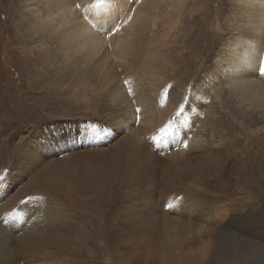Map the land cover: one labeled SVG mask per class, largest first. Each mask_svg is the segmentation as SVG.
Here are the masks:
<instances>
[{"label":"bare ground","instance_id":"1","mask_svg":"<svg viewBox=\"0 0 264 264\" xmlns=\"http://www.w3.org/2000/svg\"><path fill=\"white\" fill-rule=\"evenodd\" d=\"M22 1L23 23L37 39L47 38L54 45L47 52L39 84L52 80L69 97L67 104L74 106L67 114L83 116L44 126L51 119L28 118L23 108H13L14 116L23 123H39L36 133L25 135L18 147L23 151L22 159L30 156L27 188L12 197L17 185L8 186L14 178L0 177V193L5 192L0 196V235L9 237L10 227L23 232L21 239L28 250H36L31 244L42 239L46 251L49 246L57 247L55 256L49 252L54 260L87 264L90 259L68 247L69 235L56 229L61 221L52 217L60 209L68 211L76 206L86 194L96 193L98 200H104L124 185L131 193L126 214L138 222L131 231L146 234L153 243L156 228L160 239L172 249L161 264H201L207 258L206 250L191 249L186 238L204 229H222L223 220L228 218L215 205L203 204V195L208 189L224 190L230 183H238L229 177L249 163L241 151L243 143L249 149L264 150V76L249 74L258 59L264 61V0H231L228 4L217 0L221 15H227L225 19L220 15L211 35L205 31L211 16L209 3L199 9L200 0H138L134 5L132 0H123L117 9L121 17L117 24L131 14L130 5L135 12L111 38L99 36L88 19L72 8L73 3L89 0H63L67 9L45 8L46 0ZM216 36L219 39L215 40ZM0 45L7 44L2 40ZM212 45L218 50L205 56ZM173 55L176 65L168 61ZM200 62H211V66L208 69L205 65L200 73L195 66ZM4 70L0 68V74ZM193 76L204 78L188 84ZM125 79L131 82L132 96ZM173 82L164 99L165 86ZM189 85L200 99L190 97L183 114L186 123L176 124L162 136L158 129L175 118ZM137 107L142 110V119L134 123ZM121 125L124 131L116 135L113 129ZM100 130L102 135L97 134ZM153 136L157 138L153 140ZM181 139L188 148L178 143ZM161 167L165 168L162 172ZM30 188L40 194L20 204L29 197ZM37 197H46L47 202L38 204ZM168 204L173 205L174 213L165 229L162 222ZM252 207L241 206L240 215L250 213ZM27 225L37 231H27ZM213 236L215 239L216 234ZM14 242L13 238L0 241V263L10 264L7 259L12 251L3 244ZM64 248L72 251V260L62 257Z\"/></svg>","mask_w":264,"mask_h":264},{"label":"rangeland","instance_id":"2","mask_svg":"<svg viewBox=\"0 0 264 264\" xmlns=\"http://www.w3.org/2000/svg\"><path fill=\"white\" fill-rule=\"evenodd\" d=\"M186 1L196 2L197 0ZM200 1L201 3L197 5L199 9L204 8L206 3L212 6L211 16L205 22V31L212 34L216 31L214 26L223 12H219L217 0ZM225 1L227 4L231 2V0ZM22 5V0H0V43L5 40L7 44L3 47L0 45V68L5 69L4 73L0 74V177L14 178L10 180L12 184L8 186L12 188L17 185L10 194L12 197L19 195L20 192L23 193L27 188L30 161L22 159L23 151L18 150L25 135L37 131L41 117L46 121L51 119L43 124L47 126L55 122H70V120L73 121L83 116L67 114L74 106L67 104L70 103L69 97L62 94L52 80L45 79L44 86L39 84V76L43 75L47 66V52L51 51L54 45L47 38L37 39L29 31V25L23 23L25 14ZM216 12L219 16L215 14ZM226 15H221V17L224 18ZM219 23L223 25V19ZM216 35L220 36L221 33L218 32ZM218 36L215 40L219 39ZM213 45L211 50L206 51L205 56H211L213 50H218V46L213 47ZM176 59L177 57L173 55L168 58V61L176 65ZM205 65L206 63L202 62L195 63L200 73L203 72ZM210 66L211 62H208L205 67L209 69ZM207 74L208 72L203 75ZM194 77L189 80L188 84L191 82L194 84L195 80L202 78ZM200 82L203 81H199L198 84ZM171 85L174 86V82ZM53 91L58 92L55 93L56 96L52 94ZM6 94L11 95V98H8ZM57 99L61 102L57 103ZM17 105L25 110L28 118L37 115L38 123L29 121L23 123L22 118L15 117L12 110ZM94 116L89 115V117ZM241 151L247 156L249 163L241 166L236 175L229 177V181L238 179L239 181L236 180L238 183H230L229 188L224 190L217 188L212 192V189H208L201 200L203 204L215 205L220 208L221 215L228 216L226 221L222 222L224 227L219 230L204 229L200 234L193 233L186 238V243L191 249L206 250L207 258L201 264H264V150L249 149L243 143ZM171 169L174 172L177 171L176 166ZM164 170V167L160 168V172ZM18 174L20 177H16ZM129 190V187L121 185L117 191L104 200H98L96 193L86 194L76 206L70 207L68 211L60 209L59 213L52 217L54 220L60 219L61 221L56 229L69 235L68 247L82 252L86 260L90 259L87 264H144L145 262L161 264L164 255L172 250L165 240L160 239L156 228L154 233L157 240L153 243L149 242V236L146 234L131 231L132 228L138 226V222L125 211L131 195ZM38 194L40 193H34L33 188H30L26 196ZM4 195L5 192L0 193L1 197ZM241 206L253 207L250 213L240 215L242 214ZM173 213V207L165 209L162 222L165 229L173 220ZM233 214H235L234 217H232ZM26 227L27 231H37L33 225ZM7 232H9V238L15 239L13 244H3L5 248L12 251V256L7 259L10 264L61 263L53 258L57 247L49 246L50 248L48 247L46 251L43 249L46 248L43 240L37 239L40 242L34 241L35 246L33 243L31 245L36 250L31 251L21 239L23 232L14 231L10 227H7ZM201 234L203 238L199 239L198 235ZM71 252L64 248L62 257L72 260ZM2 259L0 256V260Z\"/></svg>","mask_w":264,"mask_h":264},{"label":"snow or ice","instance_id":"3","mask_svg":"<svg viewBox=\"0 0 264 264\" xmlns=\"http://www.w3.org/2000/svg\"><path fill=\"white\" fill-rule=\"evenodd\" d=\"M123 2V0H91V2L86 3V4H81V3H73L72 8L77 10L79 14L82 17H85L88 19L89 26L97 32V34L101 37L105 38H111L113 35L118 33L121 28L129 22L132 19V15L135 12L134 7L131 5L128 8V13H131L129 15H126L123 19L122 22L117 24V21H120L121 17L120 14L117 12V9L120 7V4ZM138 0H132V4L134 5ZM251 2V0H249ZM59 6H65L67 9L66 4L63 3V0H46L44 7L45 8H53L55 9L56 7ZM261 15L264 16V10H262ZM249 74H260L264 76V61L257 60V62L250 67L249 69ZM125 86L127 87L128 94L130 96L134 95L133 89L130 86L131 82L127 79L123 81ZM173 86L171 84H167L165 86L164 90V99H166L167 94H168V89H172ZM193 101L200 99V97L196 96L192 92V88L189 85L185 89L184 97H183V102L179 105L177 112L175 113V118L170 120L167 125L161 127L158 129V132L162 136H166L170 133V129L173 128L178 123H186L184 120V110H185V105L188 103L189 98ZM164 99L161 100V104L163 105ZM141 112L142 110L137 107L134 110L133 114V121L134 123H139L140 120L142 119L141 117ZM189 129L191 128V125H188ZM113 131L116 133V135L122 134L124 131L123 125H121L119 128L113 129ZM98 135L103 134V130H100V133H97ZM157 137L153 136L152 139L155 140ZM178 143H180L184 148H188L189 145L183 140H179ZM25 161L30 160V156L25 155L23 157ZM35 167V165H34ZM34 198L29 196L25 199H22L19 201L20 204H26L28 201L33 200ZM37 200L38 204H44L47 202L46 197H37L35 198ZM168 207H173V205L168 204ZM6 219V217H5ZM6 239H9V237L5 235H0V241H4Z\"/></svg>","mask_w":264,"mask_h":264}]
</instances>
